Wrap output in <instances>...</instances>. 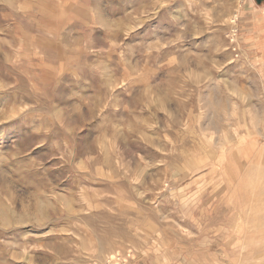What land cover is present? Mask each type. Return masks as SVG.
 <instances>
[{
  "label": "rangeland",
  "instance_id": "374dc122",
  "mask_svg": "<svg viewBox=\"0 0 264 264\" xmlns=\"http://www.w3.org/2000/svg\"><path fill=\"white\" fill-rule=\"evenodd\" d=\"M118 256L264 264V0H0V264Z\"/></svg>",
  "mask_w": 264,
  "mask_h": 264
},
{
  "label": "crops",
  "instance_id": "0c3cea01",
  "mask_svg": "<svg viewBox=\"0 0 264 264\" xmlns=\"http://www.w3.org/2000/svg\"><path fill=\"white\" fill-rule=\"evenodd\" d=\"M148 257L149 256L135 258L132 260V262L130 264H150V262L148 261Z\"/></svg>",
  "mask_w": 264,
  "mask_h": 264
},
{
  "label": "built area",
  "instance_id": "2783aa9c",
  "mask_svg": "<svg viewBox=\"0 0 264 264\" xmlns=\"http://www.w3.org/2000/svg\"><path fill=\"white\" fill-rule=\"evenodd\" d=\"M116 259H117L116 264H120V262L122 261V257L118 256Z\"/></svg>",
  "mask_w": 264,
  "mask_h": 264
},
{
  "label": "bare ground",
  "instance_id": "6f19581e",
  "mask_svg": "<svg viewBox=\"0 0 264 264\" xmlns=\"http://www.w3.org/2000/svg\"><path fill=\"white\" fill-rule=\"evenodd\" d=\"M42 206H43V205H42ZM42 206H40L39 209H40V212H41L42 214H44L45 210L43 209L44 207H42Z\"/></svg>",
  "mask_w": 264,
  "mask_h": 264
},
{
  "label": "water",
  "instance_id": "95a60500",
  "mask_svg": "<svg viewBox=\"0 0 264 264\" xmlns=\"http://www.w3.org/2000/svg\"><path fill=\"white\" fill-rule=\"evenodd\" d=\"M258 2H261V0H258Z\"/></svg>",
  "mask_w": 264,
  "mask_h": 264
}]
</instances>
